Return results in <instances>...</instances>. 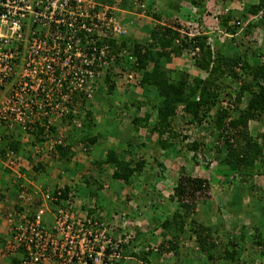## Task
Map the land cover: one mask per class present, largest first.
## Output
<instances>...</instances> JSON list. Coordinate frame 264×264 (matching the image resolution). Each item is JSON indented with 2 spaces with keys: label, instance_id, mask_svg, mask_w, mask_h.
<instances>
[{
  "label": "trees",
  "instance_id": "16d2710c",
  "mask_svg": "<svg viewBox=\"0 0 264 264\" xmlns=\"http://www.w3.org/2000/svg\"><path fill=\"white\" fill-rule=\"evenodd\" d=\"M166 4L168 10L173 9L172 11L180 14L185 11L181 16L186 26L179 23L178 20H173L168 24L169 26L152 28L150 42L147 45L139 41L130 44L126 36L116 41L104 39L103 44L109 46V56L114 55L115 62L112 67L104 71L101 80L96 78L90 83L91 90L87 94L76 91L70 94L67 101L60 102L59 94L53 92L54 102L51 103L47 99L41 102L40 98L37 99V104L39 105L41 102V106H34L31 109V115L23 123L12 121L9 118L1 119L0 161H8L13 156L11 157L14 160L13 164L15 166L18 164L21 167L19 170L27 177H31L29 172H34L33 180H37V177L40 176L50 177L51 170L48 163L49 158H47L49 156L61 164L58 168L62 171L57 174V181L63 175L64 177L71 175L70 173L75 171L79 164L73 160L77 151L91 153L94 150L99 138L96 133L94 134L93 128L104 119L108 121L109 118L105 116L116 109L109 100L110 98L114 100L116 93L114 77H117L120 70V73H132L138 79L136 84L141 91L142 99H147L148 102L143 104L142 99H139L133 104L123 103L121 111L129 110L127 106L130 105V108H134L137 112L128 123V128L126 127L128 129L126 137H119L120 142L125 141L123 142L124 148L114 150L109 145L110 147H106L107 149L103 152L104 158L91 162L92 168L89 174L81 175L82 178L78 181L82 183L81 186H85L88 195L85 202L77 197V181L71 180L72 182L61 186L53 185L52 188L44 185L43 190L50 193L56 200L48 201L50 212H46L40 217L41 224H49L52 219L51 212L55 213L59 208L72 212H85L88 217L99 221L102 225L107 224L106 226L110 229L112 227L111 220L114 218H119L122 222L127 220L128 224L146 220V225L149 228L145 231L141 229V226H131L133 233L121 235L117 249L118 257L116 259L118 262L113 264H159L158 260L162 255L168 254L170 256L165 258L167 262L161 264H192L191 256L196 252L202 257L200 264H218L219 261H225L224 264H264L262 234L264 224L259 222V218L252 227V234L250 231L245 232L244 229L237 242L228 239V236H226L227 241L223 242L220 230L213 231L196 222L194 214L198 204L204 206L210 203L214 196L213 201H219L220 194L217 195L215 192L216 195H213L206 177L180 174L172 188L169 202L159 194L158 196L147 194L146 188L139 187L133 207L128 204L131 199L128 195L122 200L124 207L120 214H109L108 212L105 218L101 216L105 208L100 204V201L105 198L104 191L110 187L109 183L116 181L122 191L125 185L131 183L135 175L143 173V169L149 165L143 154H140L137 149L136 151L129 150V143H131L129 139L132 132L143 130L147 136L155 135L154 143L150 144L157 152L156 156L152 155L151 157L162 171L165 170V166L157 157L159 152L167 153V160L181 157L185 161L187 153L192 154L195 158L199 151L204 150L202 136L175 130L179 125L176 121L178 109L188 126L201 129L203 126L210 125L211 131H214L216 141L220 142V147L216 148V152L222 155L218 156L219 164L222 167L213 170L214 175H218L215 176L218 181L221 180L220 193L225 194L227 187L233 185V189L230 190L235 192L239 188L240 196H243L240 198L236 195L235 200L232 198L230 200L232 205H238L240 208L246 196L254 202L253 189L256 185L252 183V180L257 176L264 178V131L259 136H253L251 127H249L251 122L264 124V66L252 67L245 52L237 53V49L243 47L242 42L237 44V49L231 47L232 43L235 44L237 30L239 26L241 27L239 24V26L231 24L234 11L228 9L216 17L223 33L230 36L228 40L221 41L220 46L227 48L228 52H221L218 49L215 50L213 44H209L213 26L203 24L205 18L210 16L211 9L215 7L211 0H169ZM210 6L211 8H209ZM244 10L243 14L246 17L250 15L252 18L249 19H255L256 27H264V13L262 14L264 0L248 3ZM160 15L153 12V17L156 20L160 19ZM239 17L238 19L241 18ZM248 32L247 28L245 33ZM219 40L220 37L217 36V41ZM225 42H227V46L224 45ZM125 52L126 54H123ZM188 53H193L192 65L198 72L205 74V78L190 79L187 72L169 70L164 65L172 58H178ZM114 67L119 72H114ZM244 75L251 76V80H244ZM225 76L234 80L232 90L230 88L225 92V94L231 95L234 90L235 107L233 110L220 104L221 92L224 87L228 86L221 82ZM65 92L66 90L62 88V93ZM242 99L246 100V105L244 108H239ZM89 103L96 105L97 109L94 106H89ZM59 104H64L62 106L68 109L60 117L58 110L54 108ZM143 105L150 110H145L140 115L138 112L143 108ZM104 108H107L105 116L97 120L93 111L103 112ZM211 112L213 115L210 117ZM256 127L257 124L254 128L256 129ZM174 145L178 146L179 151H172ZM170 151H172V155L168 154ZM33 158L36 161L31 164L30 161ZM73 164L74 167L70 168ZM102 174L105 178H102ZM103 179L106 180L103 181ZM18 180V184L10 187L11 198L16 201L15 206L8 214L1 215V218L6 219L13 213L17 217L26 211V206L19 203V193L22 189L20 179ZM22 182L23 180L21 184ZM238 182L240 186L237 184ZM214 186L218 188L217 184ZM217 188L215 191H218ZM6 189H0V198L4 197ZM71 193H73V197H69ZM120 194L121 192L118 193V195ZM237 196L238 198H236ZM153 198L166 201L167 207L168 204L175 201L176 206L173 210L166 207L168 212L162 219L160 216L161 204L158 201L154 202ZM40 204L41 200L34 207L36 208ZM27 216L30 220L35 219V214ZM221 227H223L222 224ZM158 230H160L162 241L156 249L150 248V242L155 239V232ZM222 230L224 229L222 228ZM111 232L114 233V230L112 229ZM1 233L0 231V260L2 263L21 264L24 260L29 261L23 244L14 249L8 248L12 243V232L8 230L4 235ZM191 237L194 238L192 248L183 244ZM248 237L251 239L248 240ZM248 245L252 247L250 248ZM254 251L255 255H253ZM240 253L247 257L244 262L242 258L240 260L235 258ZM109 254H112L110 249L106 251V255ZM34 264L44 263L38 261Z\"/></svg>",
  "mask_w": 264,
  "mask_h": 264
},
{
  "label": "built area",
  "instance_id": "2783aa9c",
  "mask_svg": "<svg viewBox=\"0 0 264 264\" xmlns=\"http://www.w3.org/2000/svg\"><path fill=\"white\" fill-rule=\"evenodd\" d=\"M126 35L101 0H0V120L23 123L44 99L54 102L53 92L60 102L76 91L87 94L90 83L115 62L103 40ZM62 105L54 106L59 117L68 111ZM43 193L38 207L29 202L18 218L14 213L6 218L13 234L8 248L23 244L29 256L21 264H113L120 237L81 211L59 208L42 225L48 201L56 200ZM109 249L112 254L106 255Z\"/></svg>",
  "mask_w": 264,
  "mask_h": 264
},
{
  "label": "rangeland",
  "instance_id": "374dc122",
  "mask_svg": "<svg viewBox=\"0 0 264 264\" xmlns=\"http://www.w3.org/2000/svg\"><path fill=\"white\" fill-rule=\"evenodd\" d=\"M168 1L169 0H101V4L104 8L106 7L108 11L111 13V15H113L116 18L117 23L127 30V39L130 44L139 41L140 43L147 45L150 42L149 37H150V30L152 28L158 29L157 26L159 27L165 25L169 26L168 24H170V22L173 20L174 21L178 20L179 23H182L184 26H186V23L185 21H182V16H181V14H183V12L185 11H183L180 14L176 11H172L173 9L168 10L166 8L167 5L166 2ZM211 1H212V5H214L215 7L214 9H211L210 16L206 17L203 23L205 26L207 25L213 26L212 27L213 34L210 35L209 37L210 40L209 44H213L212 46L215 50L218 49L221 52H228L227 48L224 47L222 48L220 46L222 44L221 41L228 40L230 36L223 33V30L216 21V17H218L220 14L225 13L228 9L233 10L234 15L231 20V24H235V25L239 24L241 25V27L238 25L239 28L237 30V36L235 37L236 45L235 44L233 45L232 43L231 47L237 49L238 48L237 44L242 42L243 47L238 48L237 53L243 54L242 52H245L247 56V60L252 67L264 66V27L262 28L256 27L255 19L253 20L249 19L252 18L250 17V15L246 17L243 14L245 13L244 9L246 5L248 3L251 4L255 0H230V1L211 0ZM149 6L151 7L149 8ZM209 8H211V6ZM149 9L152 10L153 12L161 14L160 19L156 20L153 17V12L152 11L150 12ZM263 13L264 11H262V14ZM238 17L240 19H238ZM129 23L131 25H129ZM247 28L249 29V32L245 33V30ZM217 36L220 37L219 41H217ZM226 43L227 42H225L224 45H226ZM192 56L193 53L183 54V56L181 57L172 58L170 62H166L164 65L169 70H174V71L183 70L187 72L190 76V79H193L195 77L205 78L206 77L205 74L198 72L196 69H194L192 65L193 64ZM114 68H115L114 72L119 71L116 67ZM120 72L118 73L117 77H114V80L116 82V90H115L116 93L114 96V100L113 98L109 99L114 104V107H116V109L112 107L115 110L111 111V113L107 116H105L107 112V108H104L103 112L95 113L98 118H101L103 116L109 118L108 121H105L104 119L100 124H96L95 127L93 128L94 134L96 133L99 138L98 139L99 142L94 148L93 152L96 154V151H98L97 154L99 153L100 156L101 154L103 156L104 150L109 148L110 146H112V149L114 150H120L124 148L123 142L125 141L120 142L119 140L120 138L126 137L125 134L128 133L127 128L129 126L128 123L131 122V120L135 117L137 112L135 111L134 108H130L131 107L130 105L127 106L129 110L121 111V108H123V103L133 104L139 99L140 100L142 99L141 91L136 84L138 79L133 75H131L132 77L128 78L127 77L128 73L126 74L125 72L122 73ZM251 78L252 77L248 75L243 76V79L247 81L251 80ZM221 82H223V84H227L228 89L225 87L223 88L220 96V101H221L220 104L223 107H227L230 108V110H233V108L235 107V95L233 94L234 90L232 91L231 95L227 93L225 94V92L229 91L230 88L232 90V88L234 87V80L232 78L230 79L229 77L225 76L221 79ZM150 98H153V96H150ZM245 98H247V96H245ZM141 101L143 102V104H146L148 102L147 99L145 100L142 99ZM245 105H246V100L242 99L241 103L239 104V108H244ZM146 108L147 106L145 107V105H143V108L138 112V114L142 115L145 112V110L147 111L150 110L149 108L148 109ZM212 115L213 112L210 113V117ZM184 120L185 119L182 118V113L180 109H178L176 121L178 122L179 125L175 128V130L176 131L180 130L181 132L183 133L185 132L188 134L192 132L194 136H200V137L202 136L204 138L203 141L204 153L203 151H199L195 156V158H193L192 154L187 153L185 161L181 157H173L172 159H176L173 162V160L172 161H169V159L167 160L168 158V156L166 155L167 153L162 154L159 152V155L157 154L159 161L165 162V164L168 167L167 170L168 175L167 173H164L163 176L165 177L163 178L165 179L164 180L165 184H167L169 187L168 190L164 192L161 191V193L159 190L155 188L153 183L150 182V180H157V176L163 173V171L156 166L154 160L151 157L154 153H155L154 155L156 156V152H157V150L151 146L154 143L155 135L154 136L151 135L147 136V134L143 135L144 133L143 130H139L138 133L136 131H134L135 133L132 132L131 136L133 139L132 138L129 139V141L131 142L129 143L130 144L129 150L136 151L137 149V151L140 154H143L144 159L147 160V162L151 167L150 173L147 172L146 170L148 169V166L145 167L146 173H144V178H145L144 181L147 182V184H145L146 186L145 190L147 191L146 193L147 194L151 193L153 194V196H158L159 194L160 197H162L164 200L169 202L170 197L172 195L171 189L175 185L177 178L180 174L186 173L191 176L208 178L211 192L213 193V195H216V193L217 195L218 193L220 194L218 196L219 201L218 202L213 201L215 199L214 196V199L211 200L210 203H207L204 206H200V204H198L195 208L194 218L196 219V222L198 224L207 226L213 231L220 230L219 232L223 242L227 241L226 236H228V239L237 242L239 241L238 238L240 237V233L242 234L244 229L245 232L250 231V234H252L253 231L252 227L257 222L258 218H259V222L261 224H264V216H263L264 215V178L262 176H257L255 177V179L252 180V183L256 185L255 189H253L254 192L253 194L255 195L254 202L250 201V198L246 196L244 197L242 206L240 208L238 205H237L238 207L232 205L230 201L232 198L233 200H235L234 198L236 195H238L240 198H242L243 196L242 197L240 196L239 188L236 189L235 192H232L230 190L231 188L233 189V185L227 187V191L225 194L220 193V189H222V187H220L221 180L218 181V179L215 177L218 175H214L215 173L213 172V170L222 167L219 164V157H218L222 155L216 152V148L220 147V142L216 141L214 131H211L212 129L210 125L209 126L207 125L205 127L203 126V128L201 129H195L193 126H188L187 124H185ZM256 124L257 127L255 129L254 126ZM249 127H251V134L253 136H259L264 131V124L262 122L261 123L251 122L249 124ZM108 136L109 138H107ZM107 139L109 141H107ZM177 150H178V146L174 145V149H172V151H177ZM172 151L168 152V154L172 155ZM76 154L78 155L74 157V161L75 162L80 161L81 164L80 163L79 164L84 165L83 169L81 170L75 169L74 172L76 173L73 174L77 178V182H76V189L78 191L77 197L81 201L85 202L88 197L86 188L85 186H81L82 183H80L78 180H80L82 176H87L91 171L92 168L91 158H89L90 155L86 151L84 152L79 150ZM11 157L10 159H8V161L5 160L0 161V188L4 189V187L2 186L3 184H10L15 186V184L19 183L18 179H20V187L22 190L19 193V200H20L19 203L23 204L24 202H26L24 206H27L29 202L32 203V201L35 202V204L38 203L40 197L44 196L45 193L43 192L45 191L43 190L44 187L40 185L41 183H37V181H42L43 179H45V182L49 184L48 188H52L50 185L51 178L48 179V178H43V176H41L39 178L37 177V180H33V176L35 174L32 171L29 172L31 177H27V175H25L19 170L21 169V167L18 164L16 166L15 164H13L14 160ZM47 158H49L48 163L51 170L50 177H54L55 175L57 176V174H59V172L62 171L61 169L58 168L61 165L60 162L53 160L49 156ZM34 161H36L35 158L31 159L30 163L34 164ZM72 167H74V164L71 165L70 168ZM103 176L104 174H102V178H105ZM63 177H60V180L58 181L60 182V184H64L66 182L65 180L61 182V180H63ZM173 178H175V180ZM140 179H143V177L138 176L133 181L139 182L141 181ZM22 180L23 182L21 184ZM66 180L68 183L72 182L70 176H66ZM104 180L106 179H103V181ZM31 184H33L34 187ZM215 184L218 185V188L214 186ZM237 184L240 186L239 182ZM215 188H217L218 191H215ZM126 190L127 188H123L121 191V189L119 188L118 193L122 192L123 196H126L127 194ZM4 193H6V195H4L2 199L0 198V218L1 215L3 216L4 214H8L9 211L13 209L16 202L14 199L11 198L12 197L10 195L12 193L11 190L7 192L5 191ZM238 196L236 198H238ZM117 197L118 200H116L113 203L106 198H103L100 201V204L105 208L107 213L109 212V214H113V213L120 214V211L123 209L124 206L121 203L122 196L120 197V195H117ZM26 198L29 199L25 200ZM153 199L154 202L156 201L160 202L161 204L160 207L162 208L160 216L163 219L168 212V210H166L167 202L166 201L164 202L163 200L160 201L158 200V198H153ZM237 200L239 201V199ZM171 203L168 204L167 207L169 210H173L176 206L175 201ZM0 221H1L0 228H2L1 232L3 233L1 234L4 235L9 230L8 222L4 218H1ZM143 224L144 222L141 223L142 225L141 229L142 228L147 229L148 227L146 225V222L145 225ZM221 224L223 225V227H221ZM222 228L224 230H222ZM262 234L264 238V232ZM251 237H248L247 239L249 240L251 239ZM155 238L156 239L150 242V248L156 249L160 244V242L162 241L160 237V230L155 232ZM193 242H194V238L191 237L190 240L184 241L183 244L187 247L192 248L194 244ZM248 247L251 248L252 246L248 245ZM255 254L256 252L254 251L253 255ZM164 256L162 255V257L158 260L159 264L163 262H167L165 258L170 256V254ZM235 258L239 260L240 258H242L243 262L245 258L247 259V257L241 253L236 255ZM191 261L192 264H200L201 263L200 261H202V257L196 252L191 256ZM224 262L225 261H219L218 264H222V263L224 264ZM0 264H3L2 260H0Z\"/></svg>",
  "mask_w": 264,
  "mask_h": 264
},
{
  "label": "crops",
  "instance_id": "0c3cea01",
  "mask_svg": "<svg viewBox=\"0 0 264 264\" xmlns=\"http://www.w3.org/2000/svg\"><path fill=\"white\" fill-rule=\"evenodd\" d=\"M129 25H131L130 23H129ZM133 31H135V30H133ZM89 106H94L95 108H96V105H91L90 103H89ZM93 107V108H94ZM92 108V107H91ZM97 109V108H96ZM95 110V109H94ZM99 112V111H98ZM95 113H97V112H95V111H93V115L96 117V119L97 120H99L100 118H98L97 116H96V114ZM135 133V132H134ZM138 133V132H137ZM146 133L144 132L143 133V135H145ZM107 138H109V136L107 137ZM132 138V136H130V139ZM107 141H109L108 139H107ZM79 151V150H78ZM77 151V152H78ZM93 152V151H92ZM89 153V158H91V162H93V161H96V160H99V159H103L104 157L102 156V154H101V156H100V154L98 153L97 154V152L98 151H96V154L93 152V153ZM155 154V153H154ZM153 154V155H154ZM78 154H75V156H77ZM74 156V157H75ZM94 157H96V158H94ZM74 160V159H73ZM173 160V162H174V160H176V159H170L169 161H172ZM78 161V160H77ZM167 161V160H166ZM79 163L81 164V162L79 161ZM164 164V166H165V170L163 171V173L162 174H159V176H157V180H150V182H152L153 183V185L155 186V188L157 189V190H159L160 191V193H161V191L162 192H164V191H166V190H168V185L167 184H165V182H164V178L163 177H165V176H163V174L164 173H167V175H168V172H167V170H168V167H167V165L165 164V162H163ZM170 163V162H169ZM80 164H78L77 166H76V170H81V169H83V164L82 165H80ZM149 164V163H148ZM150 165H148V169H146L147 170V172H149L150 173ZM60 169V168H59ZM74 173H76V172H74V171H72L70 174L71 175H69L70 176V179L71 180H74V181H77V178L73 175ZM144 173H146V171H145V168L143 169V173L142 174H140V175H135L134 177H133V179L131 180V183L129 184V185H125L124 186V188H127V190H126V196H128L129 195V198H131L130 199V201H129V203L128 204H130L132 207L134 206V198H135V195L136 194H138L137 193V189H139V187L140 188H146L145 187V184H147V182H145L144 180H145V178H144ZM53 176H54V174H53ZM138 176H141V177H143V179H140L141 181H139V182H134L133 180L135 179V178H137ZM41 177V176H40ZM55 177V178H54ZM54 177H49V178H51L52 180H53V182H52V180L50 179V185H51V187L53 186V185H64L65 183L66 184H68V182H67V180H66V177H63V180H61V182H63L64 180L66 181L64 184H60V182H58L57 181V179H56V175L54 176ZM48 178V179H49ZM174 180H175V178H173ZM57 181V182H56ZM133 182V183H132ZM37 183H41L40 185H42L43 187H44V185H49L48 183H46L45 181H37ZM32 186H33V184H31ZM3 187H4V189L5 188H7L6 189V192L7 191H10L11 190V188H12V185H10V184H8V186H7V184H3L2 185ZM1 186V187H2ZM109 188L107 189V190H105L104 191V196H105V198L106 199H108V200H110V202H115L116 200H118V197H117V195H118V189H119V184L116 182V181H111L110 183H109ZM11 187V188H10ZM34 187V186H33ZM0 189H2V188H0ZM3 190V189H2ZM172 190V189H171ZM5 195H6V193H5ZM112 195H113V197H112ZM122 196V197H121ZM120 197H121V203L123 202L122 200H124L125 198V196H123V194H122V192H121V194H120ZM3 198V197H2ZM1 198V199H2ZM120 199V198H119ZM124 203V202H123ZM123 212H125V211H123ZM106 213H107V211L106 210H103L102 211V214H101V216L103 217V218H105V216H106ZM115 216H118V215H115ZM144 222V224L143 225H145V220L143 219V220H140V221H136V222H131V223H129L128 224V222H127V220H125V222H122L119 218L117 219V218H114L113 220H111V224H112V227H111V229H113L114 230V236L115 237H121V235H123V234H125V235H128V233L130 232V233H133L134 231H133V228H130L131 226H142L141 225V223H143ZM149 228V227H148ZM1 229L2 228H0V231H1ZM144 231L146 230V229H144V228H142ZM156 239V238H155Z\"/></svg>",
  "mask_w": 264,
  "mask_h": 264
},
{
  "label": "clouds",
  "instance_id": "9594fccd",
  "mask_svg": "<svg viewBox=\"0 0 264 264\" xmlns=\"http://www.w3.org/2000/svg\"><path fill=\"white\" fill-rule=\"evenodd\" d=\"M126 37H127V35H126ZM214 170H215V169H214ZM116 258H117V257H116ZM114 262H118V259H115Z\"/></svg>",
  "mask_w": 264,
  "mask_h": 264
}]
</instances>
